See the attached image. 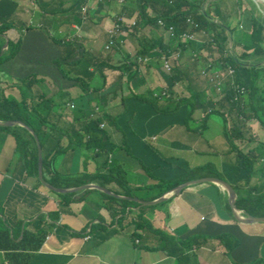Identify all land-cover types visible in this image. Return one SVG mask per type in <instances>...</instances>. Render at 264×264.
I'll use <instances>...</instances> for the list:
<instances>
[{"label": "crops", "instance_id": "obj_1", "mask_svg": "<svg viewBox=\"0 0 264 264\" xmlns=\"http://www.w3.org/2000/svg\"><path fill=\"white\" fill-rule=\"evenodd\" d=\"M137 3V0H0V25H9L2 37L6 44L21 43L16 57L0 66L4 95L19 99L18 89L6 88V84L36 76L41 80L32 90L38 100L49 102L58 97L61 101L59 105L55 101L50 110L58 131L52 134L47 150L50 152L56 141L63 149L68 146L60 130L75 134L82 129L84 121H75L73 115L74 106L80 111L81 99L92 101L88 109L95 107V99L101 101L105 117H115L111 121L103 119L108 136L99 146L103 153L96 155L94 150L71 145L55 157L54 171L59 176L77 179L104 172L102 167L109 159L124 183L132 188L141 187L131 192L137 206L114 216L104 206L101 197V193L107 194L104 191L75 192L63 203L57 193L47 191L26 175L15 154L14 140L0 131L3 219L11 227L22 221L29 223L31 232L38 229L46 232L40 249L28 264H179L162 252L164 237L192 240L186 253L190 264H264V222L252 220L264 218V210L260 216H251L237 207L234 213L227 191L216 184L197 183L174 191L178 186L175 184L189 182L179 183L189 171L208 167L214 175L202 172L193 180L224 181L233 189L236 200L263 196L264 132L254 119L249 123L234 112L226 111L224 116L216 113H224L216 100L227 85L224 81L225 89L219 93L210 77L201 75L206 68L211 75L219 72L220 61L218 52L206 47L204 30L200 39L198 35L199 43L177 49L174 46L175 50L165 57L179 75L177 83L167 88L162 57L156 56L161 32L153 24L140 23ZM157 3L151 0L147 4L150 19L165 11L162 3ZM202 6L209 13L210 23L226 26L225 50L230 53V30L247 22L246 15L240 18L237 6L229 0H206ZM117 22L122 25L118 38L125 44L120 50L105 51L109 33ZM161 37L166 47L171 37ZM143 47L153 49L150 57L145 58L147 63L132 66ZM238 52L241 55L239 48L234 55L239 60ZM194 56L197 60L193 61ZM85 85L88 90L81 87ZM161 91H167L162 98ZM148 100H156L161 110L171 111L175 106L178 109L163 114ZM245 112L249 115V108ZM226 131L233 134L229 139L225 137ZM237 150L243 154L254 151L257 156L250 178ZM160 182L172 185L171 196L156 205L142 204L169 192L157 198L159 188L142 189ZM107 190L118 196L124 194L113 183ZM114 206L117 212L121 210L119 205ZM122 214L129 221L127 224L120 223ZM140 220L145 225L136 238L132 234L136 233L135 225ZM98 226L101 228H94Z\"/></svg>", "mask_w": 264, "mask_h": 264}, {"label": "trees", "instance_id": "obj_2", "mask_svg": "<svg viewBox=\"0 0 264 264\" xmlns=\"http://www.w3.org/2000/svg\"><path fill=\"white\" fill-rule=\"evenodd\" d=\"M137 1V17L140 20V23L149 25L153 24L157 28V30L161 32V36L167 35L169 37V35L165 33L166 29H160L158 27V21L163 22L165 28L172 26L175 29L176 33L187 31V28H189L192 34L196 33L197 36L198 32L202 30L207 33L208 36L206 47L213 51H217L220 56V61L218 62L217 66L221 68V71H226L228 67L234 69L236 71L235 83L239 86L241 84L245 85L244 83L247 81L246 84L248 85V87L246 88L243 87V91L246 93V100L243 104L244 98L241 97L237 91L232 89L229 81H226V89L224 87V92L216 100L218 102V107H222L224 109V113H216L224 116L226 111L234 112L238 114V117L242 116L246 118L249 123H251L252 119H254L257 122L258 126H260V128L264 132V109L261 105L263 98L260 96L259 89L257 87V81L260 75L264 76V16L260 13L254 3L250 0H233L234 4L238 8L240 18L242 17V15H246L245 18L247 19V22H242L243 27L239 25L235 30H230V34H232L233 45L232 50L230 51V53H228L225 50L227 38L226 35H224V29L226 28V26L215 25L207 20L209 19V13L205 12L202 6V4H204L206 0H198L193 3H191L190 0H154L159 4L162 3L165 11H162L156 17L151 19L146 12L147 4L151 0ZM243 5L245 6L244 10ZM135 24L136 23H130V26H135ZM116 26H119L121 31L122 25L120 24V22H117L113 26V29ZM240 27H242L244 30ZM8 28V24L4 23L0 25V66L14 59L20 50L21 43L20 41H17L16 43L8 42L7 49L5 51H2V48L6 45V41L2 36L6 33ZM118 35V32L112 34L109 33V39L105 45V51L117 50L118 48V50H120V48L125 44L122 39L118 38ZM161 36L158 40V49L161 52L159 51L156 55L158 59H160L161 57H169L172 51H174L178 47H182L177 34L171 37L169 44L166 47L162 44ZM110 40L112 41L113 45L108 46ZM153 44V46L156 47V43L153 42ZM193 44L194 43L192 42L190 43V45ZM174 46H176L175 49ZM213 47H215V49ZM238 48L242 51L239 59L240 61L234 55L235 50ZM152 50L153 49H151L150 47H143L136 54V58L135 60H133L132 66L138 67V64H142V66H144L143 64L147 63V61L144 62V59L150 57L149 53H151ZM244 60H247V63L250 64H244ZM260 64L262 65L260 66ZM244 68L250 71V76L245 73L246 70H244ZM162 70L164 71L167 82L169 84L167 88H171L175 85V83H177L179 79V75L177 74L178 72L177 70H174L173 66H171V71L169 74L166 72L163 66ZM248 78H251L249 84ZM40 80L41 79L36 76H31L26 80L17 81L13 85L6 84V88L15 87L16 89H18L20 94L19 99L6 97L4 95L5 89L1 88L0 86V121L24 122L29 126L31 130L34 131L41 145L42 179L44 180V182L57 189L79 188L91 183H96L97 185L106 188L108 185L113 183L124 191L123 196L127 197L128 199H120L111 195L101 193V197L105 202L104 206L110 211L112 216L120 214L126 208L136 207L137 204L132 201L133 195L131 192L133 191V189L137 190L141 187L132 188L129 187L127 183H124L125 180L123 179V177H121L122 179H120V177L118 176V169H115V166L112 165L109 159L105 160V164L102 167L104 169V172L95 175L86 174L78 177L77 179L59 176L54 171L53 164L55 161V157L66 151L68 148H70L71 145H75V147H83L87 151L94 150L96 151V153H98L96 155H100L101 153H103L102 148H99L100 143L103 142V139H108V136L104 131L105 129L103 125V119L111 121L115 117H110L108 115L105 117V115L101 111V101L95 99V107L88 109L89 104L92 101L85 102L81 99L80 101H78L80 111L78 112V106H74L73 115L75 121L79 119H82L84 121L82 129L77 131V133L75 134H71L66 130H60L59 133L61 134L62 132L64 137H66L68 146L66 147V149H63L59 147V141L55 140L56 145L49 152L47 150L48 142L50 139H52V134L55 131H58L57 126L53 122L54 116L50 114V110H52L51 108L54 107L55 101L56 103H58V105L61 103V101L57 99L58 97L55 101H39L38 95L33 92L32 88L36 86ZM81 87H83L85 90H88V86L86 85ZM166 92L163 93L161 91L160 93L162 94H159V96L162 98L163 96H165ZM143 100L145 99L143 98ZM148 102L157 112L163 114H167V112H172L178 109V106H175L171 111L161 110L159 109V103L156 100H148ZM67 103L69 102L67 101ZM164 103L165 102L161 103V105ZM246 107L249 108V115L245 112ZM85 109H88V111L86 112ZM44 112L46 113L44 114ZM0 131L6 133L14 140L15 154L19 158V163L21 164L26 175L28 177L36 179V182L38 184L37 149L33 137L26 129L20 127H0ZM230 132L226 131L224 133L227 139H229V137L233 135L232 132ZM72 135L74 137H72ZM239 136H242V134H240ZM75 138L76 141L74 140ZM109 150L111 151L112 148ZM104 155H106V153H104ZM237 156L243 161V164L245 165V168L247 170V177L250 178L254 173L253 163L254 159H256L257 157L255 155V152L250 151L246 154H243L237 150ZM251 159H253V161H251ZM202 172H205L208 175H214L213 173H209L210 171L208 167L198 168L193 171H189L185 177L180 179L179 183L193 180ZM147 173L149 174V172ZM51 174L53 175L52 178H47V176ZM122 174L123 173H121L120 176ZM156 187L159 188L156 196L157 198H159L165 192L169 191L172 185L170 183L160 182V184L158 185L148 187L145 186L142 187V189L148 191L151 189H155ZM71 194L72 193L56 194V196H58L63 203H66V201L69 200ZM114 205H119L121 207V210L117 212L114 209ZM237 207L239 209L245 210V212L251 216H260L262 214V211L264 210V195L257 198H252L251 196L241 198L236 201V208ZM120 218V223L122 224H127L129 222L128 220H126V216H124L123 214ZM141 222L142 220H140L135 225L136 233L132 234L133 237L137 238V232L145 225ZM141 224L143 225L141 226ZM28 225L29 223L17 221L15 225L11 227L7 223V221L3 219V213L0 209V264H3L4 262H6L7 264H28L32 255H34V253H36L40 249L43 241L45 240L46 232L43 229H38L34 232H31L30 230H28ZM94 228L100 229L101 227L98 226ZM191 244L192 240L189 239L186 241H181L173 237H164V247L162 249V252H164L169 257L176 259L179 264H190V257L186 255V253L191 248Z\"/></svg>", "mask_w": 264, "mask_h": 264}, {"label": "water", "instance_id": "obj_3", "mask_svg": "<svg viewBox=\"0 0 264 264\" xmlns=\"http://www.w3.org/2000/svg\"><path fill=\"white\" fill-rule=\"evenodd\" d=\"M250 1H252L254 4H256L257 8H259L260 5H262V7H264V0H250ZM7 46H8V43L2 48V51H5L7 49ZM0 127H3V128L20 127V128L26 129L29 132V134L33 137L35 144H36V149H37V161H38L37 178H38L40 185L43 188H45L47 191L52 192V193H57V194H69V193H75V192H79V191L94 189V190L107 192V194H112V196L120 198V199H126L123 196H118L114 193H111L110 191L107 190V187L104 188V187H101V186L95 185V184H88V185H84V186L79 187V188H70V189H57V188L51 187L46 182H44V180L42 179V151H41L40 141H39L38 137L36 136V134L34 133V131L31 130L26 123L19 122V121H8V122H1L0 121ZM197 183H211V184H216V185L224 188L230 197L231 209L233 210L234 213H236V211H237L236 210L237 209L236 208V201L237 200H236V196H235L233 189L228 184H226L224 181L218 180L216 178L192 180V181L186 182L184 184L178 185L174 191L178 192V191H180V190H182V189H184L190 185L197 184ZM171 193H172V191H169L165 195H163V197H161L160 199H157L153 202H142V204H144V205L159 204V203L165 201L167 198H169L171 196ZM252 220L254 223L264 222V218H259V219L255 218Z\"/></svg>", "mask_w": 264, "mask_h": 264}, {"label": "built area", "instance_id": "obj_4", "mask_svg": "<svg viewBox=\"0 0 264 264\" xmlns=\"http://www.w3.org/2000/svg\"><path fill=\"white\" fill-rule=\"evenodd\" d=\"M157 24H158V27L160 29H166L165 33H167L170 37H173V36H175L177 34L178 35V39L181 40V41H183L182 39L184 37H186V33H183V32L182 33H176L175 29L172 26H169L168 28H165V25L161 21H158ZM117 32L120 33V27L119 26L114 27V29L110 33L112 34V33H117ZM199 34H204L203 30L199 31L198 35ZM193 36L197 37V35L195 36L194 34H192L191 36H188V39H190V42H193L192 41ZM111 45H113V44H112V41L110 40V42L108 43V46H111ZM144 62H146L145 59H144ZM162 64H163L162 65L163 68L169 74L170 71H171L170 62L167 59L162 58ZM235 74H236V71L234 69H232V68H229V67L227 68L226 71L219 70V72H215V73H213V75H211L209 73L208 69L203 70L201 72L202 76H204V77L206 76L207 78L210 77V81L214 82V87L216 88L217 92L221 93L223 82L224 81H229L232 89L237 91L239 94H241V92L243 93L244 88L243 87H240L241 89L237 88L238 85L235 83V77H236ZM232 80H234V82Z\"/></svg>", "mask_w": 264, "mask_h": 264}, {"label": "rangeland", "instance_id": "obj_5", "mask_svg": "<svg viewBox=\"0 0 264 264\" xmlns=\"http://www.w3.org/2000/svg\"><path fill=\"white\" fill-rule=\"evenodd\" d=\"M196 1H198V0H196ZM214 1H217V0H214ZM230 1V4H233L234 5V2L232 1V0H229ZM246 1V0H245ZM255 6H256V4H254ZM259 8H260V6H259ZM203 10L205 11L206 10V8L205 7H203ZM261 11H262V13L264 14V10H263V8L261 7ZM241 29H242V27H241ZM183 33H186V37H184L182 40L183 41H181V40H179L180 41V43L182 44V45H187V44H190L191 42H190V39H188V36H191L192 35V32L191 31H184ZM195 36H196V33L194 34ZM234 35V34H233ZM200 36H201V34H199V39H200ZM192 43H199V40H198V36L197 37H194L193 36V39H192ZM205 42H207V35L205 36V40H204ZM232 43H230V47H231V49H232ZM237 55H239V56H241L240 55V53L238 52L237 53ZM238 58H240V57H238ZM194 59L195 60H197L196 59V56H194V58H193V61H194ZM199 59V58H198ZM245 61V63H247V60H244ZM247 64H250V63H247ZM262 64H260V66H261ZM219 69L218 70H221V68L220 67H218ZM207 69V68H206ZM249 69V68H248ZM244 70H246V72L245 73H247L249 76L251 75L250 74V71L249 70H247V69H245L244 68ZM250 80H251V78H248V84H249V82H250ZM247 82V81H246ZM246 82L244 83L245 85H243V84H241V85H239L237 88H240V86H242V87H244V88H246V87H248V85L246 84ZM257 87H258V89H259V94H260V96L263 98L262 99V103H261V105L263 106L262 108L264 109V76L263 75H260V77H259V79H258V81H257ZM224 89V86H222V90ZM241 89V88H240ZM240 96L241 97H243L244 98V100H243V104L245 103V97H246V93L243 91V93L241 92V94H240ZM244 119H241V124H244L243 121ZM256 164L257 163H253V166L256 168Z\"/></svg>", "mask_w": 264, "mask_h": 264}, {"label": "flooded vegetation", "instance_id": "obj_6", "mask_svg": "<svg viewBox=\"0 0 264 264\" xmlns=\"http://www.w3.org/2000/svg\"><path fill=\"white\" fill-rule=\"evenodd\" d=\"M261 7H262V5H260V8H258V10L260 11V13L264 16V14L262 13V11H261ZM263 8V10H264V7H262Z\"/></svg>", "mask_w": 264, "mask_h": 264}, {"label": "bare ground", "instance_id": "obj_7", "mask_svg": "<svg viewBox=\"0 0 264 264\" xmlns=\"http://www.w3.org/2000/svg\"><path fill=\"white\" fill-rule=\"evenodd\" d=\"M219 94V93H218ZM240 97V96H239ZM241 107V106H240Z\"/></svg>", "mask_w": 264, "mask_h": 264}]
</instances>
